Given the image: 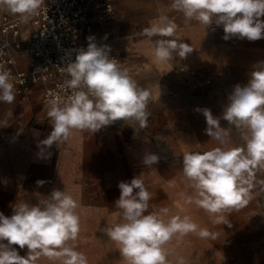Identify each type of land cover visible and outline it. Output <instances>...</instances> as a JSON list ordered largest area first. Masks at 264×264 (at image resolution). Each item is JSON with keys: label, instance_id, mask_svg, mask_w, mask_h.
<instances>
[{"label": "crops", "instance_id": "1", "mask_svg": "<svg viewBox=\"0 0 264 264\" xmlns=\"http://www.w3.org/2000/svg\"><path fill=\"white\" fill-rule=\"evenodd\" d=\"M111 1L117 18L104 24L92 19L85 38L107 40L126 58L132 79L149 90L147 111L150 116L146 127H140L134 120H117L94 134L76 131L68 141L45 149L41 155L38 145L52 131L48 110L41 101L46 85H31L24 98L14 90L16 99L12 104L0 102V212L10 216V205L16 202L36 204L46 199L53 189L71 194L79 205L77 211L81 221V231L74 245L86 255L88 264H112L111 239L101 229L120 219V210L114 205L120 195L118 183L140 176L152 194L150 200H160L162 195H169L170 201L174 199L172 192L175 194L182 186L172 192L166 186L188 184L183 176L181 155L198 151L208 136L205 128L193 126L191 122L197 114L194 98L203 95L207 102L208 96L219 97V71L221 75L224 72L232 74L241 86L247 84L253 66L264 61V50L239 46L237 54L231 56L232 63L220 65L219 44L208 50L214 33L200 24L191 26L192 21L186 22L181 12L172 9L171 0ZM0 13L19 17L6 7H0ZM162 15L177 24L176 34L152 40L177 39L188 43L193 51L186 58L181 59L174 53L173 59L166 63L155 61L153 45L142 35V30ZM21 22L22 46L12 71H27L31 59L26 42L32 30L31 17ZM260 41L250 42L259 45ZM192 143L196 146L194 150L189 147ZM147 152L158 154L159 162L145 166L143 157ZM175 155L179 159H174ZM38 180L45 183L38 186ZM161 209L164 208L160 204L153 203L149 211L160 213ZM168 210L170 216L178 213L174 203ZM244 214L237 217L247 220L253 217ZM203 215L210 221L198 228L215 233V239L189 233L182 239L173 238L166 246L189 247L210 264L238 263L232 249L249 248L255 258L260 259L259 264H264V254H261L264 253V226L252 220L237 226L234 224L236 217L228 211L223 215L231 227L224 223L214 224L215 217L206 211ZM14 247L20 255L27 254L26 247ZM179 258L186 257L180 254ZM38 264H59V261L41 257Z\"/></svg>", "mask_w": 264, "mask_h": 264}, {"label": "clouds", "instance_id": "2", "mask_svg": "<svg viewBox=\"0 0 264 264\" xmlns=\"http://www.w3.org/2000/svg\"><path fill=\"white\" fill-rule=\"evenodd\" d=\"M43 2L0 0V7H6L26 22ZM171 7L181 12L186 22L195 21L205 29L213 23L222 26L226 41L233 36L248 41L264 39V0H171ZM177 28L173 20L162 15L142 30L153 45L156 62L166 63L173 59L174 53L184 59L193 51L188 43L177 39L152 40L157 36L171 38ZM87 39L86 50H77L74 60L72 53H67L66 72L70 78L65 84L71 95L48 102L52 131L38 145L41 155L45 149L68 141L76 131L94 134L117 120H134L142 128L148 124L149 90L138 86L127 69L109 56L107 45L98 46L92 36ZM9 77L10 73L0 66V102L12 104L16 94ZM195 111L205 117L206 135L220 146L183 154V176L194 191L187 202L214 216V224L231 227L223 213L246 206L255 185L264 190V180H256V172L264 171V61L253 66L247 84L234 86L220 116H214L208 108ZM221 120L243 130V148L225 146L231 130L223 127ZM159 160L158 154L147 152L143 164L151 167ZM36 183L42 186L45 181ZM118 188L120 195L114 205L120 210V219L101 231L119 246L127 264H171L166 245L173 238L182 239L189 233L216 238L208 229L198 228L189 216H170L167 208L160 213L149 211L152 194L140 176L130 182H119ZM10 206V216L0 212V264H38L41 257L59 264H88L86 255L74 245L81 221L79 205L71 194L53 189L36 204L16 202ZM14 246L26 247L27 254L20 255ZM177 264L186 262L181 258Z\"/></svg>", "mask_w": 264, "mask_h": 264}, {"label": "built area", "instance_id": "3", "mask_svg": "<svg viewBox=\"0 0 264 264\" xmlns=\"http://www.w3.org/2000/svg\"><path fill=\"white\" fill-rule=\"evenodd\" d=\"M116 18L111 0H44L31 17L32 30L26 41L31 52L28 70L12 71L22 46V22L19 17L0 13V65L10 73L16 94L24 98L31 85L45 84L41 101L48 111L50 99H67L71 95L65 84L70 78L66 72L67 53L71 52L74 60L77 50H86L89 41L85 34L91 28L92 19L104 24ZM94 42L98 46L107 45L109 56L129 73L126 58L107 40Z\"/></svg>", "mask_w": 264, "mask_h": 264}, {"label": "rangeland", "instance_id": "4", "mask_svg": "<svg viewBox=\"0 0 264 264\" xmlns=\"http://www.w3.org/2000/svg\"><path fill=\"white\" fill-rule=\"evenodd\" d=\"M262 19H264V17H262ZM197 24V22L192 21L190 25L195 26ZM207 30L209 33H214V40L210 41L211 43L208 45V50H213L215 48V44H219V55H221L219 58L220 65H230L232 63L231 56L237 54V48L239 46H252L254 48L257 47L260 50H264V39H260L261 41L259 45L250 41L249 44L247 39H241L236 36H233L231 39L226 41L223 39V27H217L214 23L209 28H207ZM237 84L238 82L233 79L232 74L224 72L221 75V72L219 71V97L211 98L210 96H208L207 102H205V97L203 95L197 96L194 98L195 100L193 106L195 108L201 109L208 108L212 111L214 116H220L222 114L224 106L227 103L228 95L232 92L234 86ZM191 122L193 126H196L198 128L207 127L205 117L201 112H197V114L191 119ZM221 125L231 130L230 139L225 145L226 147L243 148L245 146V142L241 138L243 130H237L234 126L228 125L227 122L223 120H221ZM202 142L204 143V145L201 146L198 150L201 152L208 151L220 146L217 141L211 139L209 136L205 137ZM189 147L191 150H194L196 148L193 143L190 144ZM181 156H183V154ZM173 158L179 159L178 155H175V157ZM256 180H264V171L256 172ZM179 186L182 185L177 183L173 185H167L166 188L172 192L175 188ZM162 189L163 187L161 188V191ZM175 193L176 194L174 195L172 192L174 199H172L171 201L169 200V195H162L160 200H150L149 208L154 203L156 205L160 204L161 208L168 209L174 203V207L178 209V213L176 215L179 214V216L183 217L186 216V214H191V219L194 220L193 222L196 223L198 227H201L202 225L208 223L206 219L200 214V212L197 211L194 204H190L187 202L188 195L181 188H179V190H176ZM228 213L236 217L234 219V224L237 226L245 225L251 220L255 222L256 225L264 226V190L261 189L260 185H255L252 190V199L249 201V203L246 206L240 207L238 210H228ZM244 213L248 215L250 214V216L253 215L251 220L244 219L243 217H237ZM110 244L111 245L109 247H111L112 264H127V261L121 256L119 252V246L112 240ZM169 245L170 246H166V248L168 251V260L171 262V264H177L178 260L180 259V254L186 257L184 258L186 264H210L208 260H205L204 258L198 256L197 252L189 247H178L173 244ZM233 250L235 251V254L238 257V263L235 264H259L260 259H256L254 256L255 254L253 255V252H251L249 248L239 247L237 249H232V251Z\"/></svg>", "mask_w": 264, "mask_h": 264}, {"label": "bare ground", "instance_id": "5", "mask_svg": "<svg viewBox=\"0 0 264 264\" xmlns=\"http://www.w3.org/2000/svg\"><path fill=\"white\" fill-rule=\"evenodd\" d=\"M181 189H182V190H183L188 196H192V195H194V191H193V189L190 188L188 184H184V185H182V188H181ZM173 194H174V193H173ZM175 194H176V193H175ZM175 194H174V195H175ZM192 204H194V203H192ZM194 206H195V208L197 209V211L200 212V214H202V216L206 219V221L209 222V221H210V218L207 217V216H204V215H203V213L205 212V210L202 209V208L197 207L195 204H194ZM190 215H191V214H186V216H189V217H190ZM192 221H194V220H192Z\"/></svg>", "mask_w": 264, "mask_h": 264}]
</instances>
